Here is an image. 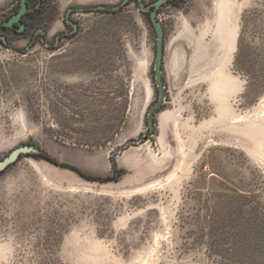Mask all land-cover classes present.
Segmentation results:
<instances>
[{"label": "rangeland", "instance_id": "1", "mask_svg": "<svg viewBox=\"0 0 264 264\" xmlns=\"http://www.w3.org/2000/svg\"><path fill=\"white\" fill-rule=\"evenodd\" d=\"M120 1L47 0L0 43V161L40 149L0 172V264H264V0L157 10L152 135L156 32L135 0L33 40Z\"/></svg>", "mask_w": 264, "mask_h": 264}, {"label": "water", "instance_id": "2", "mask_svg": "<svg viewBox=\"0 0 264 264\" xmlns=\"http://www.w3.org/2000/svg\"><path fill=\"white\" fill-rule=\"evenodd\" d=\"M20 9L19 11L14 14L9 20L3 21L0 20V26L1 27H6V28H13L14 24L17 23L19 24V28L17 29L18 32L23 31V24L20 22V18L22 15L28 11L31 10L27 6V3L25 0H20ZM131 0H122L117 4L114 5H108V4H98L94 6H81V7H69L66 12L67 20L69 23L72 24L74 28L76 26L74 23L70 22L68 19L69 15L73 12H85V11H117L125 4L130 2ZM136 3L138 4V7L140 10L149 12L150 16V21L151 24L156 32V54H155V62H154V77H155V82L156 86L158 89V100L155 102L152 106H150L147 114V119H148V125H149V134L152 135L153 130H154V112L163 104L164 102V86H163V81H162V72H161V67H162V61H163V50H164V31L161 25L160 20L157 17V10L164 4H166L169 0H155L150 3H145L143 0H135ZM75 30V29H74ZM3 39V37H1ZM42 42L46 46H50L49 43H47L44 38H42ZM6 46H8L7 42H4ZM135 143V141H129L126 145ZM40 153V149L35 146V145H27V144H22L11 150V152L0 161V172L4 171L8 166L11 164H14L17 162L20 156L22 155H27V154H33V155H38Z\"/></svg>", "mask_w": 264, "mask_h": 264}, {"label": "flooded vegetation", "instance_id": "3", "mask_svg": "<svg viewBox=\"0 0 264 264\" xmlns=\"http://www.w3.org/2000/svg\"><path fill=\"white\" fill-rule=\"evenodd\" d=\"M25 1L27 3V6L29 8H31V10L26 12V13H24L22 15V17L20 18V22L24 26L23 31L22 32H18L17 31V29L20 27L19 24H17V23L14 24L13 28H6V27H1L0 26V30H1L0 43L4 44V42H7L8 35L6 33L9 32V31L12 32V33H15V34H24V32H26L28 30V28L36 22V20L32 17V14H34L35 12L41 10L43 5L45 4V2L47 0H25ZM17 2H19V7L16 9V11L11 16L4 17V18H2L0 20L7 21L14 14H16L19 11L20 5H21L20 4L21 1L17 0ZM70 16L71 15H69V17H68L69 20H70ZM65 20H66V24L69 25V28H66L65 30H62L59 33L54 35L53 41L49 42L50 43V47L53 48V49H56L57 45H59L60 42L64 38L69 37L74 32V29H76V28H74L72 26L71 23L68 22L67 16H66ZM70 22H72V21L70 20ZM72 23H74V22H72ZM74 25L76 26V24H74ZM35 29H36V32L33 34V40H35L38 37H40L41 41H42V38H44V40H46V31H45V29L44 28H40L38 25L35 26ZM1 37H3V39Z\"/></svg>", "mask_w": 264, "mask_h": 264}, {"label": "trees", "instance_id": "4", "mask_svg": "<svg viewBox=\"0 0 264 264\" xmlns=\"http://www.w3.org/2000/svg\"><path fill=\"white\" fill-rule=\"evenodd\" d=\"M168 3V2H167ZM239 46H242L241 43H239ZM240 50V49H239ZM40 154L38 155H35V156H39ZM43 157L45 160L51 162V163H55L57 164L56 162H54V160H51V158H48L47 156H41ZM58 165V164H57ZM81 177L89 180V181H99V182H110V181H114L116 180V178H111V177H107V178H104V179H97V180H94L93 178H89L87 176H84L83 174H81L80 172H77ZM122 172H119V174L117 175V178H119L121 176Z\"/></svg>", "mask_w": 264, "mask_h": 264}, {"label": "bare ground", "instance_id": "5", "mask_svg": "<svg viewBox=\"0 0 264 264\" xmlns=\"http://www.w3.org/2000/svg\"><path fill=\"white\" fill-rule=\"evenodd\" d=\"M217 39L219 40V37H218ZM218 40H217V41H218ZM219 41H220V40H219ZM219 41H218V42H219ZM225 43H226V42H225ZM227 44H229V42H227ZM219 46H220V45H219ZM219 46H218V47H219ZM230 46H231V44H230ZM226 48H229V46H228V47L226 46ZM222 49H223V48H222ZM206 50H207V49H206ZM195 52H197V51H195ZM228 52H229V50H228ZM200 54H201V53H200ZM216 54H217V52H216ZM224 54L227 55V54H226V51H224ZM228 54H229V53H228ZM198 56H199V55H198ZM226 57H227V56H226ZM184 58H185V57H184ZM200 58H201V57H200ZM203 58H204V57H203ZM222 59H223V58H222ZM179 60H180V59H179ZM179 60H176L177 63H179ZM211 61H212V60H211ZM199 62H200V61H199ZM212 62H213V61H212ZM223 62H224V61H223ZM197 63H198V62H197ZM199 64H200V63H199ZM222 64H223V63H222ZM195 65H196V64H195ZM192 69H193V68H192ZM195 69H196V68H195ZM195 69H194V70H195ZM200 70H201V69H200ZM198 71H199V70H198Z\"/></svg>", "mask_w": 264, "mask_h": 264}, {"label": "crops", "instance_id": "6", "mask_svg": "<svg viewBox=\"0 0 264 264\" xmlns=\"http://www.w3.org/2000/svg\"><path fill=\"white\" fill-rule=\"evenodd\" d=\"M0 2H3V0H0Z\"/></svg>", "mask_w": 264, "mask_h": 264}]
</instances>
